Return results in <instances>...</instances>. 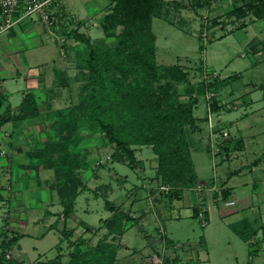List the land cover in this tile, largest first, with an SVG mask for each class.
Returning <instances> with one entry per match:
<instances>
[{
	"label": "rangeland",
	"instance_id": "obj_1",
	"mask_svg": "<svg viewBox=\"0 0 264 264\" xmlns=\"http://www.w3.org/2000/svg\"><path fill=\"white\" fill-rule=\"evenodd\" d=\"M62 1L70 18L58 20L57 26L60 27L61 34L63 29L67 31L78 29L90 38L91 44L96 49L102 48L105 44H114L113 39L106 38L101 25V21L111 7V0ZM178 1L182 6L177 9L172 8L170 12V17L176 21L177 26L162 17L153 19V31L157 36V61L160 64H180L186 67L190 73V84L194 86L200 84L202 80L205 81L210 75H217L221 79L228 78L227 85L213 96L220 106L217 112L213 111V98L208 100L206 95L199 96L195 92L194 96L199 99L195 114L201 122L200 128L189 130L195 148L192 151V159L198 176L208 185L218 183L220 187L228 180L227 185L232 187V197L228 199H234L235 204L227 205L228 199H214L215 192L220 191L218 187L209 190L212 195L206 201L208 206L201 205L200 195L207 196L208 192L199 193L194 187L185 189L182 198L174 202L171 210V204L175 199H171L168 191L160 189L159 185L154 183L148 195L150 197L156 195L158 201H163L160 203L162 207L153 209L145 196V191L140 190L137 207L145 210L146 216L139 224L130 225L131 221H129V226L132 227L123 237L117 238L119 251L115 264H146L154 254L162 257L163 262L164 258L168 259L169 262L165 264H174L172 260L175 258L179 264H264V164L260 162L254 164L256 160L264 159V20L254 19L253 16H248L244 20L228 17L227 12L231 10L234 0H208V4L204 7L197 5V0ZM34 17L36 18L37 15ZM217 18L220 22L215 24L214 19ZM243 21L247 25L239 28ZM205 30L206 39L202 36ZM18 35L22 38H30L33 47H26L24 43L19 44L13 39L11 47L17 49V52L12 53L9 46L0 45V63L5 66L0 72V77L7 81L6 88L11 93L9 102L14 110H17L23 100L25 90L41 93L43 111L68 107L78 102L85 92L86 76L77 66L86 43L73 38L67 39L65 36V55H63L62 48L49 32L46 35L40 34V37H49L41 45L33 40L36 35L31 32L24 33L18 30ZM257 51L261 52L257 53ZM60 65L64 67V76L61 78L53 68ZM18 68L22 72L21 76L16 75ZM35 70L41 71L40 76L38 75V79H41L39 83L47 84L46 90L35 88L36 83L30 80L29 76ZM84 73L86 74L85 71ZM187 86V84H179L180 91L184 92ZM183 98L186 99V96ZM50 99H53L52 105L49 104ZM209 104L212 109L213 124L221 135L216 138L220 148V154L217 155H214L211 149L213 139L208 122ZM4 107H0V113L3 112ZM226 119L236 121L230 125V129L225 122ZM4 131L5 128L0 137L3 136ZM225 132L227 136L224 135ZM6 136L5 140L10 138L14 145L24 146L30 143L29 137L23 133L14 135L9 131ZM241 136L246 144L243 150L235 148ZM86 141L92 143V157L97 155L96 146L99 147L100 158L105 166L99 168L97 165L100 158L93 160L94 169L98 168L97 174L99 173L100 177L95 178L94 172L91 173L93 170L89 168L90 173L87 176L90 181L87 184L90 188L78 196L75 212L68 221L69 228H74L76 231L74 239L84 234L85 249L95 245L106 233L104 227L100 231L99 228L102 220L112 215V212L105 208L104 195L108 192L109 186L112 190L107 194V198L120 204L127 198L128 191L134 192L135 185L139 187L142 185L141 176L156 174L154 171L156 158L151 146L137 148L139 163L138 166L132 167L126 162H112L107 159L112 146L106 145L107 139L103 134L94 139L87 138ZM226 141L234 145L233 150L228 154L222 151V145ZM5 167L0 170L1 183L13 189H24L25 194H29L28 182L32 179L36 182L38 179L25 175L13 187L11 180L14 179L15 172L19 173V171L9 164ZM115 174L127 178L126 185H122ZM254 181L257 182L256 186L253 185ZM45 187L46 184L34 190L30 188L28 191H32V194L29 197L26 194L27 196L21 201L19 198L17 199L19 202L16 201L11 207L6 208L9 216H4L3 211H0V237L2 239L11 237L12 232L18 236V241L9 251L10 260L28 264L54 260L59 254L57 247L59 243L63 248L61 263L66 264L69 260V252L73 246L61 233L64 223L60 221L47 232L51 223L59 219L61 206L48 204ZM96 189L99 190L98 193L95 192ZM221 191L218 192L219 196L222 195ZM154 204L156 206L155 201ZM129 206L126 205L125 209L128 210ZM195 206L208 211L206 224L204 219L194 215ZM0 208H5L1 201ZM48 209L55 213H47ZM166 210H171L172 217L163 216L160 220L168 236L177 246L172 244L168 247L169 243L165 246L163 242L161 223L156 212L162 216ZM9 218L10 221L7 220ZM244 219L250 220L257 229L252 241H245L230 226ZM7 224L12 230L2 229L3 226L6 228ZM259 224L263 227L259 228ZM85 227L90 228V231L85 232ZM43 234L45 235L42 236ZM2 239H0V253L3 250ZM150 264L153 262L150 261Z\"/></svg>",
	"mask_w": 264,
	"mask_h": 264
},
{
	"label": "trees",
	"instance_id": "obj_2",
	"mask_svg": "<svg viewBox=\"0 0 264 264\" xmlns=\"http://www.w3.org/2000/svg\"><path fill=\"white\" fill-rule=\"evenodd\" d=\"M197 2L201 7L208 4V0ZM181 6L178 0H111V7L101 25L106 38L113 39L114 44H105L100 49H96L90 38L78 29L61 31L67 39L86 43L77 66L86 76L85 92L70 107L46 111L44 134L36 138V147L29 154L31 164L24 168L37 170L42 165L54 170L55 179L51 187L63 206L65 221L61 233L73 246L66 264H115L119 251L116 240L125 232L128 222L136 220L105 195V208L113 215L102 220L99 231L103 227L106 229L104 237L87 249L83 247L86 242L83 233L73 238L76 231L68 227L67 221L75 211L78 195L84 189L78 172L91 165L90 148L81 147L85 136L103 134L107 142L114 146L112 161L126 162L132 167L139 163L137 148L151 146L156 158L155 178L158 185L170 186L168 196L171 199L181 198L185 189L198 184L192 159L195 148L189 130L200 128L201 122L195 114L199 99L194 94L196 92L204 97L207 91L216 93L229 81L228 78L210 75L194 86L190 84V73L186 67L157 61L153 19L162 17L177 26L170 12L172 8ZM227 15L238 20L248 16L264 20V0H234ZM218 22L219 18L214 19L215 24ZM246 25L243 21L239 28ZM179 84L188 85L184 92L180 91ZM212 102L213 111H219L215 97ZM41 104L38 94L29 90L17 110L13 111L6 97L0 94V107L5 106L0 113V134L11 121L40 116L43 112ZM243 146L244 142L240 139L235 148L242 149ZM233 148L232 142L226 141L222 145V151L227 154ZM221 192L224 200L231 196L229 188H222ZM2 196L0 192V198ZM200 211L201 208L196 206L194 215L199 216ZM231 228L245 241H251L257 234V229L248 219L232 224ZM88 231L90 228L85 227V232ZM17 241V235L2 239L0 264H28L9 258V251ZM57 247L59 254L54 260L38 264L61 263V243ZM164 260V264L169 262ZM172 261L179 264L176 258Z\"/></svg>",
	"mask_w": 264,
	"mask_h": 264
},
{
	"label": "crops",
	"instance_id": "obj_3",
	"mask_svg": "<svg viewBox=\"0 0 264 264\" xmlns=\"http://www.w3.org/2000/svg\"><path fill=\"white\" fill-rule=\"evenodd\" d=\"M44 24L36 17H34V16H31V17H29V18H26L25 20H22L21 22H19V23H17L16 25H14L6 34H4V35H2L1 37H0V45L2 44H5V45H7V46H9L10 47V49H11V52L12 53H16L17 52V49H15V48H12L11 46H13V44H12V42H11V40H13V39H15L19 44H22V43H24V45H26V47L27 46H29L30 48H32L33 47V43L30 41V38H28V37H26V38H22V37H20L19 35H18V30H21L22 32H24V33H26V32H31V34L33 33V35H36V36H34V38H33V40H36L37 41V43H39L40 45L44 42V41H46V40H48L49 39V37H46V38H43L42 36L40 37V34L42 35V34H44V35H46L47 34V31H46V29H45V27L43 26ZM36 28H37V30H36ZM38 28H40V29H38ZM25 47V48H26ZM24 48V49H25ZM29 48V49H30ZM259 52H261V51H257V53H259ZM17 59V58H16ZM17 62H19V60H17ZM20 63V62H19ZM21 64V63H20ZM54 68V70L56 71V73H57V76L58 77H60L61 78V76H64V67L62 66V65H60V66H58V67H53ZM5 69V66L3 65V64H1L0 63V72L2 71V70H4ZM40 73H41V71H39V70H35V72L34 73H32V75L31 76H29L30 77V80H32L34 83H36L35 85H34V87L35 88H37V87H39L40 89H43V90H46V86H47V84H45L44 82H42L43 84L41 85L40 83H39V80H41V79H38L39 78V76H40ZM16 75H18V76H21L22 75V72L19 70V68L16 70ZM39 75V76H38ZM43 77V76H42ZM28 78H26V80H27ZM43 79V78H42ZM71 80H72V78H70ZM6 83H7V81L5 80V78H2V77H0V94H3L5 97H6V100H7V103L8 104H11L10 102H9V99H10V95H11V93H10V91L6 88ZM56 84H57V82H56ZM61 85L63 84V83H60ZM29 91V90H28ZM28 91H24V95H25V93H27ZM45 92V91H44ZM38 94V96H39V98H40V96H41V93L39 94V93H37ZM23 98H24V96H23ZM49 98V97H48ZM52 101H53V99H50V101H49V104H51L52 105ZM22 102V101H21ZM75 103H77V102H74L73 104H75ZM72 104V105H73ZM12 106V105H11ZM68 107H70V106H68ZM64 108H67V107H64ZM12 109H13V111H15L14 110V108L12 107ZM52 109H61V108H52ZM42 118V120L40 121V119ZM227 121H225V122H227L228 123V128L230 127V125H233L236 121L234 120V119H226ZM47 120H46V111H43L42 112V114L40 115V116H38V117H35V118H29V119H25V120H22V121H17V122H15V121H11V122H9V123H7L4 127H3V129L5 128V131L3 132L4 134H3V136H5V137H0V139H1V141H2V145H1V151H0V153L1 152H4V155H1V159H0V170L1 169H4V168H6L5 166L7 165V164H9V165H12V167H14L15 169H17L18 171H19V173L18 172H15V175H14V179H12L11 180V183H13V187H15V185H16V183L18 182V181H20L21 179H23L24 177H25V175H30V177H36L38 180H36V182H35V180L34 179H32V180H30L29 182L31 183H29L28 181V187H27V192H29V194H27L28 195V197L32 194L30 191H28L30 188L32 189V190H34V189H37L38 187L40 188L41 187V185H43V184H46V191H47V194H48V204H50V205H57V206H61V211H60V213H59V215H58V217H59V219H57L56 221H54L53 223H51V225H50V227L48 228V230H47V232H49V231H51L52 230V228H54L60 221H62L64 224H65V221H64V217H63V214H62V211H63V206H62V204L60 203V201H59V199H58V195H57V192L55 191V190H53L52 189V187H51V185H52V183L54 182V179H55V173H54V170L53 169H51V168H47V167H44V166H39L38 167V169L36 170V169H33V168H24V167H26L27 165H30L31 164V158H30V156H29V154H30V152L31 151H33L34 149H35V147H36V138L37 137H39V136H42L43 134H44V131H45V126L47 125V122H46ZM14 122V123H13ZM8 125V126H7ZM19 127V128H18ZM230 129V128H229ZM9 131H10V133H12L13 132V134L15 135V134H18V133H23V134H25L27 137H29L28 139H29V142L30 143H28V144H26V145H24V146H21L20 144H13L12 143V141L10 140V138L8 139L7 138V140H5L6 139V135H8V133H9ZM230 131V130H229ZM16 132V133H15ZM100 134H98V135H95V136H92V137H87V136H85V138H84V140L82 141V143H81V147L82 148H90V150H91V165H90V167L89 168H91L93 171L91 172V173H93L94 172V176H95V178H99L100 177V174L98 173L97 174V172H98V168L97 169H94V166H93V160L96 158V160H98L99 158H100V155H101V152H100V149H99V147L98 146H96V148H97V155L95 156V157H92V146H91V142L90 143H87V138H93L94 139V137H98ZM84 136V135H83ZM241 140H243V142H244V146L242 147V150L243 149H245V147H246V144H245V139L241 136V137H239ZM94 142H96L95 140H93ZM107 144L106 145H108L109 143L108 142H106ZM109 145H111L112 146V151L108 154V156H107V159H109V160H111L112 161V159H111V154H112V152H113V150H114V146L112 145V144H109ZM106 147V146H105ZM104 147V148H105ZM112 162H114V161H112ZM259 162L260 163H262V164H264V159L262 160H259ZM259 162H257V163H259ZM97 165H99V168H101L102 166H105V163H104V161L103 160H101V158H100V160H98L97 161ZM101 163H103L102 165H101ZM254 164H256V161H255V163ZM89 168H87V169H81V170H79V175H80V177H81V179H82V181H83V190L81 191V193L84 191V190H86V189H88V188H90L89 187V185L87 184L89 181H90V179H89V176H87V174H89L90 173V170H89ZM239 170V169H238ZM22 171V172H21ZM49 171H52L51 173L49 172ZM154 171H155V173H156V170L154 169ZM235 172H237V170H235ZM156 175V174H155ZM197 175H198V173H197ZM115 177H117V179H119L120 180V182H121V184L122 185H126V183H127V181H128V179L127 178H123V177H118L117 176V174H115L114 175ZM8 178H12V176L11 177H9L8 176ZM141 186L139 187L138 185H135L134 187H135V189L136 190H134V192L133 191H128V193H127V198L125 199V201H123L122 203H120V204H118V203H115L117 206H119V207H121V209H123V210H125V211H127V212H129L134 218H136V220L135 221H131V223H130V225H135V224H139V223H141L142 222V220H143V218L146 216V211L145 210H140V209H138V204H139V195H140V190H143V191H145V196L147 197V199H148V201L150 202V205H151V207H153V209H157V208H159V207H162V204H160V203H163V201L161 202V201H158L157 199H156V195L155 196H152L151 197V199L152 198H155V199H153L152 201H151V199L149 198L150 196L148 195V191H149V188H152L153 187V185H154V183H157L158 184V182H157V179L155 178V176L154 175H146V176H141ZM152 179V180H151ZM228 181V180H227ZM227 181H226V183H223V185L220 187L219 185H218V183L216 184V183H214L213 185H208L207 183H205L204 181H202L201 179H200V177L198 176V184L197 185H201V184H203V185H205L206 187H208V188H210V190H215V189H218V187L220 188V191L222 190V188H229L230 190H232V187L231 186H229V185H227ZM2 179H0V192L2 193V198H0V201L3 203V205L5 206V208H3V209H1L0 208V211H3V215L5 216V215H10L9 214V212L8 211H6V208H8V207H11V205H13V203L14 202H19V200H17V199H19L20 198V201H21V199L22 198H25V196H27L26 194H25V190L24 189H13L11 186H5V185H3L2 183ZM8 184V183H7ZM35 184H38V185H35ZM256 184H257V182L256 181H254L253 182V185L254 186H256ZM29 185H32V186H29ZM218 185V186H217ZM100 186V185H99ZM109 186V185H108ZM196 187L197 186H195V188L194 189H196ZM9 188V189H8ZM133 188V187H132ZM12 189H13V191H12ZM112 190V187L111 186H109V190H108V192L105 194V195H107L110 191ZM131 190V189H130ZM12 191V192H11ZM220 191H217V192H215V194H214V199L216 198H218V196H219V193H220ZM95 192H96V190H95ZM219 192V193H218ZM80 193V194H81ZM184 193V192H183ZM79 194V195H80ZM20 195V196H19ZM78 195V196H79ZM99 195V194H98ZM104 195V196H105ZM152 195V194H151ZM200 195V194H199ZM212 195V193H211V191L209 192L208 191V195L207 196H201L200 195V197H199V200H200V204L201 205H206V206H208V204H206V201H207V199H208V197H210ZM182 196H183V194H182ZM182 196H181V198H182ZM78 198V197H77ZM181 198H179V199H181ZM179 199H175L173 202H172V208H171V210L173 209V207H174V202L176 201V200H179ZM77 200V199H76ZM154 201H155V203H156V206H155V204H154ZM126 205H130L129 206V209L128 210H126L125 209V206ZM75 206H76V202H75ZM196 207V206H195ZM76 208V207H75ZM209 208V207H208ZM202 210H205V209H203V208H201ZM171 210H166V212H165V214L163 215L162 214V216H159L158 214H157V212H156V215L158 216L157 218H159V220L160 219H163V216H169V217H172L171 216V213H170V211ZM5 212H7V213H5ZM75 212V211H74ZM112 212V211H111ZM205 212H206V214H207V216H208V211L207 210H205ZM47 213H50V214H53V213H55V212H52V211H50L49 209L47 210ZM74 214V213H73ZM73 214L71 215V217L68 219V221L72 218V216H73ZM112 215H113V212H112ZM111 215V216H112ZM141 215H143L142 217H140ZM110 216V217H111ZM8 218V217H7ZM8 221H10V218L9 219H7ZM68 221H67V223H68ZM24 222V221H23ZM161 224H162V222H161V220L159 221ZM4 225V224H3ZM8 225V224H7ZM163 225V224H162ZM232 224H230V226H231ZM9 226V225H8ZM10 226H11V223H10ZM262 225L261 224H259V227H261ZM64 227V226H63ZM63 227H61V230L63 229ZM68 227H70V225L68 226ZM130 227H132V226H129V222H128V225H127V228H126V230H125V232L121 235V236H119V238L120 237H123L124 235H125V233L127 232V230L130 228ZM263 227V226H262ZM2 229H4V226H3V228ZM10 230H12V228L10 227L9 228ZM105 229V228H104ZM166 229V228H165ZM106 230V229H105ZM2 232V231H1ZM12 234L13 235H15L14 234V232H12ZM45 234H43L42 236H44ZM166 237H167V242L169 243V245H168V247L170 246V245H175V246H177L175 243H174V241L172 240V238H170L169 236H168V234H167V232H166ZM0 239H2V237H0ZM254 239V238H253ZM252 241V240H251ZM151 242V241H150ZM173 249V248H172ZM152 253V252H151ZM146 264H150V260H148V262H146Z\"/></svg>",
	"mask_w": 264,
	"mask_h": 264
},
{
	"label": "built area",
	"instance_id": "obj_4",
	"mask_svg": "<svg viewBox=\"0 0 264 264\" xmlns=\"http://www.w3.org/2000/svg\"><path fill=\"white\" fill-rule=\"evenodd\" d=\"M34 15H37V18L45 25L46 31L50 33V36L55 39V41H57L58 45H60V47L62 48L63 55H65V35H62L60 33V27L57 26L59 17L60 19H66L69 17L67 16V13L64 9L62 0H0V36L4 33H7L17 23ZM204 24H207V20L204 22ZM202 36L204 39H206V30L203 31ZM213 96H215L214 92L207 91L206 99L210 100L211 98H213ZM209 112L210 114L208 116V122L213 139L211 142V149L213 154L217 155L220 153V148L218 146V141L216 140V138L221 135H219L216 130L215 124H213L212 109L210 104ZM224 135L227 136V133L225 132ZM1 155H4V152H1ZM159 188L164 191H169L171 189L168 185H159ZM151 189L152 188H149L148 192H150ZM196 189L199 193H206L210 190V188L206 187L205 185H199ZM218 199H223L222 195H220ZM226 204L233 205L235 204V201L231 198L226 201ZM199 217L205 220V224L207 223L208 219L205 210L200 211ZM9 228L10 226L8 225H6V228L4 227V229ZM160 231L162 233L164 245L167 246L168 242L166 237V229L162 224L160 227ZM150 261L153 262V264L163 263L162 257L157 256V254H154Z\"/></svg>",
	"mask_w": 264,
	"mask_h": 264
}]
</instances>
